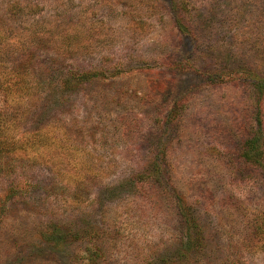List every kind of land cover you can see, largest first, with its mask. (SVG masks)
Returning a JSON list of instances; mask_svg holds the SVG:
<instances>
[{"label":"rangeland","instance_id":"obj_1","mask_svg":"<svg viewBox=\"0 0 264 264\" xmlns=\"http://www.w3.org/2000/svg\"><path fill=\"white\" fill-rule=\"evenodd\" d=\"M0 264H264V0H0Z\"/></svg>","mask_w":264,"mask_h":264},{"label":"trees","instance_id":"obj_2","mask_svg":"<svg viewBox=\"0 0 264 264\" xmlns=\"http://www.w3.org/2000/svg\"><path fill=\"white\" fill-rule=\"evenodd\" d=\"M260 125H262V124L260 123Z\"/></svg>","mask_w":264,"mask_h":264}]
</instances>
